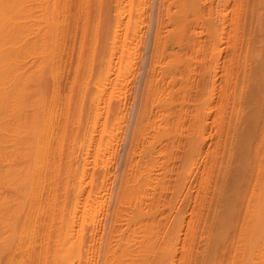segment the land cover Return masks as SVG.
I'll return each mask as SVG.
<instances>
[{"label":"bare ground","instance_id":"bare-ground-1","mask_svg":"<svg viewBox=\"0 0 264 264\" xmlns=\"http://www.w3.org/2000/svg\"><path fill=\"white\" fill-rule=\"evenodd\" d=\"M70 1L71 0H0V261L3 258V256L6 257V255L10 254V252L16 253V250L25 252V253L21 252L23 254V255L21 254V256H22L21 258L24 259V262H25V257L27 255L29 258V259L26 258L27 261L33 262L32 260H35V262H33L31 264H34V263L37 264V260H38L39 264L40 263L41 264H92L94 261V260L92 261V259H91V262L89 261L90 260L89 258L94 256L93 255L94 250H92L93 248H91V247H93L95 245V244L93 245V243H91L90 239L94 235H97V233L94 232L92 234L91 231H93L92 229L94 227L97 229V227L94 225H96V220H99V217L98 216L95 217V215H96L95 212L96 211L98 212V209L101 207L100 203H102V207L104 209V206H103L104 198L102 199L103 200L102 201L101 198L98 197L100 192L97 191V189H96L97 187L95 189H93V186L92 187L90 186V184H91L90 181L91 182L93 181V183L96 182L93 180L94 178L96 179V177H94L93 173L87 174L88 169H86V168H88V166H90L89 162H91L90 157L87 155L89 153L86 152V156H85L86 158H87V156L89 158V159L87 158L88 159L87 163L83 159V158H85V157H83L84 156L83 154H82V156H78V157L76 156V159H78V160H79V157L82 158V159H80V161H77V160L73 159L75 156L72 158L71 155H74V152H72L73 154L71 152H69L70 151L69 149H71V147H68L69 149L67 148L68 149L67 155H68V153L69 154L71 153V155H70L71 158L70 157L65 158V157H67L66 153H64V152H66L65 151L66 147H64L65 148L64 150L62 149L63 146L65 145V143H64L62 146V143L64 140L62 136H65V135L63 133H62L63 135L62 134L60 135L57 132L59 130H61V131H59L60 133L63 132L62 130L65 127V125L68 123L69 120L67 121L66 124H63L64 126L60 127V129L58 126H61V123L58 124L57 127L55 126L56 129L57 128L58 129L55 130V128H53L52 130H55V132L51 130L52 131V133L50 132L51 135H50L49 130H48L47 136L50 135V137H53L51 139H53L54 142L56 143V146L52 147V149L50 148V150H49V151H52L51 154H49L51 156L50 158L46 159V157H45L46 151L43 148H42L43 151H45V153L42 152L45 154V155L43 154V156H41V153H39V152H35V154H33L34 151H31V150H32L34 145L36 146L38 144V140L41 141V139H37V136H38V138H42L40 136L45 135L47 132V130H45L46 132L44 134L43 133H40L42 135L39 134V128L44 127L42 125L45 123L44 121H43L44 122L43 123L40 120L45 119V117H46L45 115H50L46 112H50V109L53 108L52 105H53L55 98L53 99V102H50L48 100L50 98L52 99V97L55 96L52 93L54 92L53 89H55V87L57 88V81H55V80H56V77L58 76L57 75L58 72L56 73V71H59L56 69V68H59V67H57V65H59V63L57 61L59 57L56 58V56L60 55V58H61V53L60 54L58 53V55H56L55 52H58V51H56L57 50L56 48H58V50H60L59 47H57V44L59 43L57 41L58 36L60 35L59 32L63 33V31H64L63 37L61 35H60L61 37L59 36V38H60L59 41L60 40L62 41L64 36H65V38L68 39L69 37H71L70 32H73V31L76 32V30H74L75 28L77 29V31L80 28L83 29V26H85L83 24H85L87 22L86 24L89 25V26L86 25L87 29L89 27H91L89 30H92V31H89V32H92L91 36L88 35L89 37H87L86 34H84V37L85 36L86 37L85 38L83 37V38L88 39L86 41L81 38L82 36L79 37L80 40L81 39L83 40V43L85 41L84 45L81 42L82 40L81 41L79 40L80 42L78 40H76V42L78 41L79 43H76V42L75 43L77 44V47L79 46L80 48L83 45L82 48H85L86 51L87 50L88 51H87L85 57H83L84 55H82V53L84 52L83 50H82L80 55L79 54H74V55H79L82 59L78 58L79 59L78 61L81 60L80 62H83V64L86 65L87 72L85 70V67L82 70L83 65H81L82 66L81 70L84 71V73L86 72V77H87V75H89V74H87L88 73V69H87L88 67L87 66L89 65L90 67H92L97 62V64H96L97 70H96V68H94L95 65L92 67V68H94L93 70L95 72L96 71L97 72L95 73V72H93L92 68L91 69L89 68L91 70L89 72H92L93 77H91L92 76L91 73H90L91 75L88 77L93 79V78H95L94 74H96L95 82L100 86V88H99V86H97V84H96L97 90L102 89L101 91L99 90L100 93L102 94V93H104L105 90H108V89L111 90L112 89V91H111L112 93L109 90L108 91L110 93L108 91L107 92L105 91L106 93H108V95L110 94L109 96H107V94L105 93L106 97H111V95L114 94L113 91H115L113 88L117 85V84L114 85V81H113L116 78L113 79V77H111V74L114 71L113 66L117 64V61H118L117 58L121 57V59L119 58L120 62L118 61V64L119 63L121 64L122 61L124 63V60L126 62V59L128 58V57L126 58V55H128V56L129 55L131 56V54L133 55V53H132L133 48L130 49L132 51L129 52L130 51L129 47L130 46L133 47V45H131L130 42H132V40H134V38L137 36L138 30L136 27L139 24L138 21L140 19V18H138L137 14L139 12V9H142V8H139L140 6L139 7L134 6L133 0H77V2H74V3L72 2L73 5L74 4L76 5V3H78V5H77L78 7L76 6L77 10H75L76 7L74 9H72V7H71L72 4L71 5L69 4ZM111 1H115L113 3H115L116 5L119 4V6H120V4L124 5V3H126L127 6H132V7H130L131 8L130 11L135 10L134 15L131 14V13H133V11L132 12H130V11L128 12L127 10L126 11H127V14L130 13V15H131V18H129V19L133 20L135 18L137 20V21H135V19L133 20L134 25L137 22L136 26H131V25L127 26V24H129V22H131L129 20L128 23L126 22V27H127L128 31L125 28L126 30L124 32H122L123 27L125 26L122 24L125 22V21L122 22V20H123L122 18L124 17V20H125V18H126L125 16L128 17L130 15L129 14L123 15L124 10H120L122 8V6L119 8V6L117 5V7L119 8V11L117 12L116 11L117 9H115V8H114L115 9L114 11H116L118 14H120L119 16H121V17L123 15V17L121 18L122 20H120L122 23L119 22L117 25H115V26L111 25V27H110L109 25L111 24V22H109V20H108V22L110 23L109 24L106 21V19H104L105 17L110 15V14H108L109 10H107V8H106L107 13H105L104 4L106 2L105 5L107 6V3L110 2V5H112L111 10H113V4ZM202 1L203 0H172V2H173L172 4L176 5L175 6L176 9L173 6V8L175 10L171 9L172 5H170V4H168V6L166 4V6H163L161 8L162 15L165 16V22L163 21V19L160 20L161 22L158 24V28L155 32V36H154L155 37L154 38L155 44L153 46L154 47V60L152 57L153 74L150 78L151 85H153V84L155 85V87L152 91L154 94H156V97H157V94H159L158 97L159 96L164 97V95L166 94V95H169L168 97L170 99V94L173 91L172 88H174V81H175L178 74L180 77H181V75L182 76L186 75L185 81H187L188 78H190V73L192 71V69H191L192 65L187 63V62H185L186 64H184V62H183V64H184L183 68H185L186 71H180L181 68L179 66H181L180 64L182 63V61L179 60L180 58L178 59V57H177L178 53L173 52V51H169V48H170L171 44H174V43L177 44V42H178V44H177L178 46H182L183 40H184L183 37H185V35H186L185 30L187 28V25H186V28L184 27L185 29L182 27L181 31L179 30L178 25L183 23L184 19L187 17V16H185V18H183V16L187 15V12L190 11L194 14V16H195L194 19L196 18L195 21L198 20V17H199V19L204 18V16L203 17L201 16L202 18L200 17L201 14H204L202 12V7H201ZM213 1L214 0H211V3ZM220 1L221 0H219L218 2H220ZM225 1L227 2V0H225ZM228 1H231V0H228ZM131 2H132V5H131ZM135 2H136V0L134 1V3ZM241 2L239 1L240 5H241ZM258 2H259V4H258ZM220 3H223V2H220ZM231 3L232 2H230V4ZM251 3H252V1H251ZM256 3L260 6L261 9L258 8V5ZM67 4L70 5V8L72 9V11H71V12H73L72 16H74V14H75V18H77V16L79 15V17L77 18L78 21L80 18L81 19L84 18L87 21L86 22L84 21L80 27V26L76 25L77 19H75V21L73 20L75 22V24H74L75 26L73 25L74 28L70 27L71 23H69L70 26L68 28L70 31L66 32V30H67L66 26L68 25L67 24L69 22L68 20H70V19H67L68 22L65 21V19L67 17L66 15L69 14V16H71L70 12L67 13V9H69L68 8L69 6L67 7ZM213 4L214 3H212L211 5H213ZM235 4H236V0H235ZM255 4L257 5V6H255V8L257 7L258 9L257 10L254 9L255 11H253V10L251 11V12H254V14H253L254 16L251 15L252 19L254 17V20H252L254 23L252 22V26L250 27V30L247 28L248 33L246 34L247 36H246V39L244 41V44H243V46L240 47L239 52L234 54V58H232V62H231L232 68L229 71V75L231 77V80L234 82V85L231 87V92L229 94L230 99H231V111H230L229 117L227 116L228 118L226 119V121H224L225 119H222L223 124H224V122H226L225 123L226 126L224 125L225 127H223V128H225V129H223L224 130L223 132H225V135H224L225 138L222 141L223 143L221 142L223 144V147H224V150H222L223 154H221L219 151H217L220 155H222L221 157H223L222 158L223 160L220 157H219L220 160L216 157L219 160V162H221V161L222 162H221V164H218L220 166L216 167V165H215L216 168H219L218 172H215V170H214L215 173L212 172V173H214L213 174L214 176L217 173V176L214 178L219 179V180H216V184H215L216 188L215 187L214 188L218 189L219 192H220V189L221 188L223 189V187H224L222 182L223 181L226 182V180L228 179L227 174L229 175V170H230L229 166L231 165V163L233 161L232 159H234L235 157L241 158L242 162L240 161V159L238 161H239V163L244 165V167L246 169L244 171H247V176H246L245 180L244 179L239 180V183L241 182L243 184L242 186H241V183H240V185L238 184L239 185L238 187H240V186L242 187V188H240L241 190H239V188L237 187L238 188L237 190H239V192L236 193V195H235L234 191H232V195L234 194L236 196V197H234V199L237 198L236 202H234V200H233L234 203L230 202L227 205V203L223 202L221 196H220V198H219V196L217 197L216 193L218 191H216L214 189V191H216V193H215V197L214 196L213 197L214 198L217 197L216 199L219 198V200L221 199L222 201L220 200V202L221 203L223 202L222 204L224 206H226L227 208L225 209V211L221 208L220 209V210H222L221 211L222 213H221L220 210L218 209V206L221 205V204H219L220 202L219 203L216 202L219 204L218 206L216 205L217 208H214L212 210V208L210 207L211 211H212L211 212L212 214H210V215H212L211 218L214 219L215 225L219 226L218 231H216V234H214V232L212 233L213 234L212 237H214V239H217L219 236H223L222 235L223 233H224V236L226 237V235H225L226 232H223L224 231L223 228H225L227 230L229 227L227 225H230L229 228L233 229L235 231V234H234V236L233 235L231 236L232 237L231 239H229L230 243L228 246L229 247L228 252L226 253L223 250V248L226 247V246H224V244L222 245L223 247L220 245V248L222 247L223 252L221 250L222 255H221V257L218 255V260H219V257L221 260L216 261L215 260V259H217L215 257L216 255L215 256L213 255L215 257V259L213 257V260L211 259L210 264H264V31H263L264 25L262 27V23L264 21L263 20V18H264V0H258L257 2L254 3V5ZM110 5H109L108 9H110ZM140 5H141V3H140ZM237 5H239V4H237ZM242 6H244V5H242ZM242 6H240V7L242 8ZM125 7L122 9L127 8V7L126 8ZM226 7H228L227 4H226V6H224V8H226ZM233 7L235 8V6H233ZM236 7L238 8V10L240 9L239 6H236ZM136 8H138V10H136ZM213 8H215V7L213 6ZM213 8L211 9V6H210V8H209L210 15L209 16L212 15V11H210V10H213ZM222 8H221V10H222L221 15L223 14L224 18H219L220 14H218V11L217 12L215 11L216 14L213 11L214 12L213 14L215 17L217 14L219 15V17L217 16L219 19L217 17L215 19H212L214 17H212V18L208 17L209 19H211L213 21L206 19L208 22V27L209 28L211 27L209 38L215 42V44L212 45V47L210 49L211 55H212L211 59H213V58L216 59V56L218 55L216 53V51H217L216 45L220 41H223L221 39H223L225 37L224 27L227 23L226 20L228 18L225 17V15H227L226 14L227 11H224ZM227 9L228 8H226V10ZM143 10H145V9H143ZM143 10H140V11H143ZM221 10H219V13L221 12ZM74 11H76V13ZM235 11H237V10H235ZM135 12H137V13L135 14ZM142 13H144V11ZM224 13H225V15H224ZM105 14L107 16L104 17ZM136 15H137V17H136ZM141 15H139V16H141ZM72 16H71V18H73ZM133 16H134V18H133ZM102 17H104L103 18V20H105L104 23L101 21ZM179 17L181 18V20L179 19ZM99 18H101V19H99ZM216 19H217L216 24L218 21H221L220 19H222V22L225 19L224 22H226V23L223 22L220 25L219 24L220 22H219L217 24L219 26V28H218V26L215 25V21H214ZM88 20H89V22H88ZM98 20L101 21V22L99 21L100 24L101 23L103 24L104 27L102 26V28L104 30L99 27L102 24L100 25L98 23ZM238 20H239V18H238ZM70 21L72 22V19ZM185 21H186V19H185ZM239 21H238V24H239ZM197 22H199V20ZM81 23L82 22H80V24ZM186 23H187V21H186ZM65 24H67V25L65 26ZM98 24H99V26H98ZM140 24H139V26H140ZM169 24H170V27L172 26L173 28H172V30L168 29L167 33H165L164 31H165L166 25H169ZM223 24H225V25H223ZM122 25H123V27H122ZM184 25H182V26H184ZM61 26H62V28L64 27L63 31H62V29L60 30ZM97 26H98V28H97ZM71 28L73 30H71ZM99 28L103 31V33L105 32L104 34L106 36L105 37L103 36V37L105 39L107 37V39H109L107 41H109V42L111 41L110 43L112 44V46H111V51H110L109 55L107 54L109 52H106L107 47L105 44H103V41L101 40V38L99 37L98 38L99 40L96 38L98 36V35L96 36L97 33L100 35L99 32L101 30ZM85 29H86V27H85ZM87 29L84 30L85 33H86ZM180 29H181V27H180ZM218 29L221 30L222 32H218ZM80 30H79V33H80ZM139 31H140V29H139ZM65 32L67 33V35H69L68 37H66L67 35H65L66 34ZM68 32L70 34H68ZM89 32L87 31L88 34H89ZM126 32L129 33V36L126 34ZM139 33H138V35H139ZM193 33L195 34V32H193ZM80 34L82 35V33H80ZM101 34H102V32H101ZM235 34L236 33H234V36H235ZM236 35H238V34H236ZM127 37H128L127 43L130 46L125 44ZM129 37H131V38L129 39ZM238 37H239V35H238ZM238 37L237 36L234 37L235 38L234 40L236 42H238L237 41ZM96 40H98L97 46L101 45L100 42H102L103 46H101L100 48L99 47L97 48ZM192 40L193 41L191 42V45H192V47H194V50H195V49H197L198 46L196 47V45H198V44H197V42H195L194 39H192ZM70 42H72V41H70ZM121 42H123L122 45L120 44L122 47H120V46L116 47ZM135 42H136V40H135ZM236 42L233 43L234 47L236 46L235 45ZM78 44H80L81 46ZM63 46H65V45L63 44ZM95 46H96V48H95ZM119 47L121 48V51L119 49H117ZM96 49H98V52L94 53V52H96L95 51ZM124 50H126V51H124ZM65 51L68 52L69 49L68 48L66 49V47H65ZM80 51L78 53H80ZM115 51L116 52L120 51L119 52L120 54H118V55L116 54L117 56L121 55V53H123V51H124V53H123L124 56L121 55V56L117 57L116 62L114 64L113 60H114ZM136 51H137V49H136ZM136 51L134 52V54L137 53ZM64 52H62L64 57H62L63 59H61V61L67 59L65 61L68 62L69 59L72 58V57H70L72 54H71V52L70 53L68 52L69 54L67 56H69V55L70 56H69V58L68 57L65 58L66 52L65 53ZM85 52L83 54H85ZM125 53H126V55H125ZM75 57H77V56H74V58ZM112 57H113V60H112ZM179 57H180V55H179ZM130 59L131 58H128V60H130ZM208 61H209V63H204V66H203L204 67L203 70H206V72H207V70H209V71L212 70V68L209 69L210 65H211L210 64L211 61L209 59H208ZM93 62H94V64H93ZM217 62H218V60L215 61V64H214V67L212 70L215 75L218 72L217 70L219 68V63H217ZM70 63H72V62H70ZM78 65L80 68L79 62H78ZM132 65L133 64H131V66ZM117 67H116V69H117ZM79 68H77V70H79V72L81 74H83L82 76L85 77L84 73L81 72ZM70 74H71V72H70ZM47 75L48 76L50 75L51 78H49ZM72 76L75 77V74ZM86 77L84 78L85 81L88 79V77H87V79H86ZM47 78L51 79L54 82L52 84H50L51 81L49 83H47L49 81V80H47ZM214 78H216V77H214ZM214 78H213L214 81L212 82L213 83L212 84L213 89L211 91V98H213L214 92L216 91V88H215L216 84L215 83L217 80ZM79 79L77 80V83H76L79 87L74 86L75 90H76V88L81 89L80 86H82V88H83V84L85 83V82L84 83L81 82V80L79 81ZM81 79H82V77H81ZM46 80H47V82H46ZM116 80H118V79H116ZM82 81H83V79H82ZM45 83L50 84V86L49 85H47V86H49L50 89L52 88L51 94L53 96L51 94H49V95L46 94L47 93L46 88H48V87L46 86V88H44V86L46 85ZM81 83H83V84L81 85ZM85 84L86 85L84 87L87 86V83H85ZM184 84L186 87L187 84L185 82H184ZM203 84L205 85V82ZM53 85H54V87H53ZM80 89H79V91H80ZM83 90L84 89H81V92L77 91L79 93H76V94H78V95L81 94L83 96L82 93H85L87 91V89H85V92H82ZM97 90H96V92L99 93V91H97ZM74 91H72L70 93H73ZM185 92H186V90H185ZM185 92H184V94H185ZM56 93L57 92H55V94ZM44 94L46 96L48 95L49 97L48 96L46 97ZM85 95L87 96L88 94L86 93ZM172 95H173V93H172ZM43 96H45L47 104H46V101L44 100L45 98L43 99ZM82 96H81L80 100L83 99L82 101H84L86 96H83L84 98H82ZM91 96L92 97H90V98H92V100H93V101L91 100V102H93L94 105L91 104L92 106H89L90 104H88V105L86 104V106H89L88 108L91 107L90 108L91 111H89L90 109L88 111H86L87 109L85 110V108H84L85 105L79 106L80 109H81V107H83L81 109L83 112L84 111L87 113L90 112V114L88 113L89 117L90 116L93 117V115H91L93 113V111H92L93 107L94 106L96 107L102 101V100L101 101L98 100L99 98L95 99L96 97L94 96V94ZM72 97H70V98H72ZM103 97L104 96H102L101 98L104 100L105 98H103ZM47 98H48V100H47ZM56 98H57V95H56ZM66 98H68V97H66ZM162 98L160 100H162ZM86 99H87V97H86ZM72 100L74 101V99H71V101L70 100L69 101L71 102L73 107L75 105H77V106H75L77 109L75 107H74L75 110L73 109L74 110V112H73L74 118H76V116L83 115V114H81V113H83L81 110H79L80 113H78V114H77L78 111H76V110H78V105L81 104V103L77 104L78 103L77 101H79V100L74 101V102ZM96 100H98L97 103H96ZM108 100H109V98H108ZM165 100H168V99H165ZM66 101H67V99H66ZM94 101L96 104L94 103ZM48 102H50L52 107H50ZM108 102L109 101H107V104H108ZM169 102H170L169 100L165 101L164 104L159 102L160 109H161V106L164 107L163 105H167V104L169 105L170 104ZM74 103H75V105H74ZM102 103H104V107L107 106V105L105 106V102H102ZM43 104L45 106L49 105L48 106L49 108L46 106V111L43 107ZM68 104H69V102H68ZM82 104H84V103L82 102ZM101 105L97 106V107H100L99 109H103L104 107H102ZM200 105H198V106H200ZM60 106L62 107V105H60ZM148 106H150V105L148 104ZM41 107H43V111L45 113L43 111L41 112V110H40V109H42ZM54 107H55V104H54ZM69 107H71V106H69ZM182 107H184V106H182ZM99 109L96 108V111L94 110L96 114L95 113H93V114L98 116V118L100 119V117H102V116H99V115H101L103 113V111H101L102 113H100L97 111ZM163 109H167V108H163ZM39 110H40V112H39ZM62 110H63V107L59 111L60 115H61ZM51 111H52V109H51ZM56 111H57V109H56ZM75 111H76V113H75ZM53 112H54V109H53ZM53 112L51 113L52 115L54 114ZM40 113H41V117H42V114L44 113V117L41 119L39 116ZM62 113H63V111H62ZM75 114H77V115H75ZM52 115H50V119L52 118L51 117ZM68 115H69V113H68ZM68 115H67V119H71V118H68ZM165 115H166V113H165ZM202 115H203V113H201V112L197 114V120L198 121H195V125H194L195 130H197L198 132H199V130L203 131L202 126H201V122L203 119ZM79 118H81V116ZM90 118H89V120H90ZM47 119H49V118H47ZM50 119L47 120L46 124L48 123V121L50 122ZM151 119H153V118H151ZM37 120L40 121L39 122L40 124L38 123ZM165 120H166V118H165ZM177 120H180V119H177ZM100 122H102V125H101L102 131L100 130V135H101V134H103V132L106 130L107 127L105 128L106 122H104V121H100ZM103 122L105 125L103 124ZM142 122H141L142 129H140L141 131L143 130V128L145 126H146L145 128H147L148 127L147 125L150 124V121L147 122L148 124L146 123V125H144L145 123H143V125H144V127H143ZM41 123H43V124L41 125ZM38 124L41 125V127H39ZM163 124H165V123L163 122ZM223 124H222V126H223ZM161 125H162V122L158 126H161ZM179 125L180 124H178V127H179ZM48 126L49 125H47V127H46L47 129H48ZM149 126L154 128V126H152V125H149ZM87 127L83 128L84 132L89 129V125ZM176 127H177V125H176ZM96 128H98V127H96ZM103 128H105V130H103ZM161 128H163V127H160V130H161V131L159 130L160 133L157 132V130H155L156 131L155 134L158 136L160 135V137H162V135L164 134V132L162 131ZM92 130H93V132H96L95 130H97L99 132V129H92L91 128V131ZM113 130L114 129L112 128V131ZM195 130H193L194 132L193 131L192 132L193 133L196 132L195 134L197 136H195V138L190 137L191 138L190 139L191 144L189 143L190 144L189 145L190 146V152H189V156L186 158L187 164L185 165L186 166V168H185L186 172L184 170L185 176L183 175L184 177L182 178V181L179 182V187L177 186L179 189H176V191L179 190L180 193L187 186L186 185V182H188L187 179L192 176V173L194 172V170L197 166V160H198L197 156L200 157V155H201V153H200L201 148L200 149L197 148V144H198L197 140L199 139L198 141L201 142V140H203V139L200 140V138H204V137L201 136V135H203L202 132H200L198 135V132ZM91 131L88 130V132H91ZM107 131H106V133H109V134H106L105 132H104V134L109 135V137L112 138L114 134L112 136H110L111 133L107 132ZM109 131H111V130L109 129ZM161 132H162V135H161ZM78 133H79V130H78ZM145 133H147V132H145ZM145 133H143V134H145ZM193 133H192V135H193ZM82 134L84 135L87 133L82 132ZM90 134H92V133H90ZM87 135L88 136H85V140H86V142L89 141L88 143H85V142L82 143L81 139L78 140L79 142L82 143V146H81V143L79 144L80 147H82V150L84 149L83 147L85 144H89L91 142L93 143V141H95L94 137L96 135H99V134H96V135L94 134V137H92L93 135L89 136V133ZM156 135H154L155 139L153 137H151L154 139V142H151L149 140L151 142L150 148H152V147L153 148L150 150V148L147 146V148L145 150H143V152H145V154L149 153L148 154L149 159L148 160L143 159L144 160L143 163L142 162L139 163L140 161H138V160L137 161H135V160L131 161V164L135 165L136 170H134L135 168H133V169L131 168V170H133V171H131L129 173L128 177H126V179H125L126 182H124L125 184L123 185V190H122L123 194H121L122 197H119L120 203L116 204L117 206L119 205L118 206V215H117V210H115L116 212H114V214L115 213L116 214L114 216H118L117 218H119V220L116 219V217L113 218V222L115 221L114 222L115 224L112 222L113 226L110 225V227L111 226L112 227H111V229L109 228V232H108L109 235L107 234L110 239L107 238L108 236H106V239L107 240L109 239V242L106 241L104 243L108 247L107 246H106V248L102 247L103 250L100 249L101 251H104V249H105V251L102 253L104 255H106V257L105 256H104L105 258L104 257L102 258V256L100 257L104 261L103 262L104 264H174L176 261V258H175L176 246H174L175 244H173V235L174 234L177 235L174 237L175 238L174 241L177 243V246H178L179 242H177V241H180L179 239L182 237V236L181 237L179 236V235H181V234H179L180 233L178 231L179 229L177 230L179 232L178 233V232L174 231L176 229L175 228L173 230V232L170 233V235H171L170 238L166 242H163L164 244L161 243V244H163V245H160L161 249L158 246V250H157V248L153 245V241L156 239L154 238V240H153V238L151 237L152 236L151 234L153 232H151V234H149V231L152 230L153 226H151V225L149 226V223L147 220L144 221L146 214H143V207H144V205L145 206L147 205L146 200L148 201V199L150 198L148 201L150 204L149 203L148 204H149V206L150 205L151 206L149 208L153 207L152 205L154 204L153 200L150 202V200L152 198L149 197L148 195H146L149 193L148 188L149 189L152 187L154 188V186H152V183L153 182L156 183V180H158L155 177L158 175H155V176L153 175L152 170H154V169H152V170L150 169L151 166H153V164L155 162L153 158H156V157H153V155L156 154V152L160 151L159 145L157 146L158 149H155L156 148L155 146L158 144L157 142H159V141H157V139L158 140L160 139V137L156 139V137H158ZM189 135H191V134H189ZM61 137H62V141H61ZM73 137L74 136H72V138ZM88 137H89V139H90V137H92L91 139L93 140V138H94V140L93 141L87 140ZM102 137H103V135H102ZM102 137L100 136V138H98V139H102ZM49 138L47 139V137H46V139H45V137H44L43 142L46 141L45 142L46 145H47V141L49 140ZM74 138H73V140H74ZM96 138H97V136H96ZM144 138H146V137H144ZM153 139H152V141H153ZM165 139H166V137H165ZM82 140L85 141L83 136H82ZM155 140H156V142H155ZM60 141L62 142L61 143L62 148L60 147V149H62V152L65 154V156H63L64 154L61 152V155L62 154L63 155H62V157L60 156V158H59L58 155H60V151H61L59 149ZM78 141H77V143H78ZM108 141H109V139H108ZM95 143H96V141H95ZM152 143H153V145L155 143V145L152 146ZM219 143H218V145H220L219 147L221 148L222 145H221V143L220 144ZM241 143H243L242 151L240 149L241 147L240 148L238 147V144L240 145ZM79 145H77V146L79 147ZM92 145L94 146L95 144H92ZM104 145H106V144H104ZM104 145H102V147H104ZM199 145H200V143L198 144V146ZM88 146H90V149H91V145L89 144ZM97 146H98V144H97ZM99 146H101V145L99 144ZM201 146L203 147L202 142H201L200 147ZM236 146L238 147V149H240L241 152H243V151L244 152L243 153L240 152L241 154L240 153L237 154L236 153V151H237ZM94 147H96V146H94ZM223 147L221 149H223ZM44 148L46 149V146H44ZM86 148L87 147L85 146V149ZM99 148H101V147H99ZM99 148L98 149L95 148V149L100 150ZM40 149H41V147H40ZM87 149L90 150L89 147ZM103 149H102V152L107 151V150L105 151V149H107L106 146ZM198 149H199L198 152L200 155L196 151ZM221 149H220V151H221ZM96 150H94V151H96ZM97 153H99V152L97 151ZM143 154L144 153L141 154L142 158H143ZM238 155H240V156H238ZM93 156H94V158L96 156L98 157V154L96 156L93 154ZM99 158L103 159L102 157H99ZM144 158H145V156H144ZM97 159L98 158L92 160V158H91L92 162L97 160ZM100 159H98V160L100 161ZM217 159L214 158L212 160L214 162V160H217ZM74 160H75V162H74ZM81 160H83V161L81 162ZM139 160H142V159L140 158ZM106 161H105V163L102 162V163H104V165L100 164V166L101 165L108 166L107 163H109V162L107 161V163H106ZM158 161H159V158H158ZM199 161L201 162V159ZM213 162H212V165L211 164L210 165L212 166V168L216 169L213 165ZM219 162L215 161L214 164L215 163L217 164ZM95 163H98V162H94L93 164H95ZM100 163H101V161H100ZM86 164H89V165L86 166ZM91 166H92V164H91ZM95 166H96V164H95ZM92 167H94V166H92ZM153 167H155V166H153ZM156 167H158V166H156ZM232 167H234V166H232ZM104 168H105L104 170L107 173L104 171L103 175L100 177L101 178V181L99 180L100 182H103V180L106 179V174H109L108 173L109 169H107L106 167H104ZM93 169H91V171H93ZM50 170L52 171V174L54 175L55 179L60 177L61 180L65 179L64 180L65 182L63 180H62L63 181L62 182L59 179H58V181L60 183H62L61 185H59L60 183L56 182V181L50 182V179H51L50 176L51 175L48 174V171H50ZM216 171H217V169H216ZM90 174L94 178H92L91 176L90 177L92 179L88 178L89 179L88 182L90 183V184L88 183V187H91V188L87 189V187H86L87 191H85L82 187L85 186L87 184V182H85L86 184L83 183L84 185L82 184V186H81V183H82L81 181H83L84 179L87 180L85 178V176L87 177ZM239 174H238V176H239ZM71 176H72V178L74 177V179H75L72 185H71L72 182L71 183L68 182V181H70V179L73 180L72 178H70L66 183V178L71 177ZM61 177H64V178H61ZM108 177H109V175L107 176V179L105 181L109 180ZM223 179H225V180H223ZM159 180H160V178H159ZM99 181H97V182H99ZM217 181H219V182H217ZM97 182H96L95 186H98L99 184L104 183L103 182V183L97 184ZM68 183H70V186H72V188H71L72 190L70 189V192L72 191L71 192L72 195L70 192L67 193L69 190L66 191L67 189H69V188H67L68 185H66ZM157 185H156V187H157ZM222 185H223V187H222ZM59 186H60V188H59ZM59 189L64 190L65 197L63 196V192H62V196L64 197L62 199H58L61 195V191ZM158 189H159V187H158ZM224 189H226V187H224ZM58 190L60 191L59 196L57 194ZM151 190H153L151 192L154 194V189H151ZM222 191L225 192V190H222ZM229 191L230 190H228L227 192H229ZM43 192H44V194L46 193V195H45V198H43L44 196L42 197L44 199L42 201L41 196L44 195ZM97 192H98V194H97ZM219 192H218V194H219ZM35 193H36L37 199L31 198V195L33 196ZM152 193L149 195L153 196ZM188 193H189V191H188ZM212 194H213V192H212ZM156 195H157V193H156ZM230 196H231V194H230ZM39 197H40V200H39ZM146 197H148V199ZM207 197H209V196H207ZM145 198H146V200H145ZM158 199H159V197H158ZM219 200H217V201H219ZM204 201H206V200H204ZM237 202L238 203L240 202V204H238ZM230 204H231V206H230ZM40 205H41V208H43L42 210L40 208ZM154 205H155L154 207L159 206L156 204H154ZM223 205L221 207H223ZM235 205H239V206L235 207ZM34 207H36V208L38 207L39 210H41L40 214H42V215L45 212L46 216H44V218L45 217L48 218L47 217V215H48L49 221L46 218L44 219L43 216H40V214L37 215L40 211L38 209L36 210ZM213 207H214V205H213ZM32 208L35 209V212L37 213L34 215H37V219L39 221V223L37 221L38 227H37V224H35L36 223V217L32 218V215H33L32 211H31V210H33ZM149 208L147 209V206H146V209H145V207H144V211L150 210L149 212H151V209H149ZM95 209H96V211H94ZM103 209L99 210V211H103ZM115 209H116V207H115ZM154 209L157 210L159 208H154ZM154 209L152 208V212ZM156 210H154V211L157 212ZM35 212L33 211V213H35ZM79 212H82V213L80 214ZM86 212H88V213H86ZM45 213H44V215H45ZM120 213H122L123 215L121 214L122 216H119ZM151 213H150V215H152V216L154 215V219H155L156 213H152V214ZM29 214H30V216H28ZM34 215H33V217H34ZM98 215L100 216V220H101L102 215H100V213ZM143 215H144V218H143ZM23 216H24L23 219H26V218L30 219V217L32 219L30 220V222L29 221L27 222V220H29V219H26V222H24V220L22 221V219H21V217H23ZM38 216H40V217L38 218ZM84 216H86V217H84ZM97 217H98V219L95 220V218H97ZM182 218H183V216H182ZM211 218L206 219V220L210 221ZM34 219H35L34 224L36 225L35 227H37L39 229H36L34 227V231H35V229L37 231L32 232V230H31V229H33V228H31L32 223H33L32 220H34ZM141 219L145 223L147 222L146 224H148V226H149V227H147L148 233L145 232V230L147 231V229L145 227L147 225L143 224V221ZM52 220H53V222H52V224H50ZM116 220H118V221H116ZM94 221H95V224H94ZM170 221H171V219H170ZM207 221H206V225L208 223ZM141 222L143 224L141 226V228L145 227L144 229H141L144 232L139 230V228H140L139 224ZM28 223H31V224H28ZM88 224H91V225L94 224L92 226L93 228H90L88 226ZM99 224H101V223H99ZM122 224H124L125 226L122 227ZM25 225L26 226L30 225V227L29 226L28 227L30 228L31 231H29L28 227H26V229H25ZM132 225H135V226L137 225L139 228L138 227L135 228V226H132ZM173 225H175V224H173ZM86 226L89 228V230L91 229L88 232L93 235L92 237H90L89 236L90 234L86 231V230H88V229H86L87 228ZM98 226L100 227V225H98ZM182 226H181V231H182ZM208 226H210L212 228L211 223ZM130 227H134L135 231L133 228H132V230L134 232L137 231L136 233L138 235H139L138 232H141V233L143 232V234H140L139 237H137V236L135 237V235L131 234L133 231L130 229L131 232L129 234L127 233L128 236H126V237H129V235H130L131 239H133L132 236H134L135 239L131 240V239H129L130 237L124 238V236H123L124 233H126V230ZM178 227H179V225H178ZM196 228H198V227H196ZM96 229H94V230L100 232L98 229L97 230ZM211 231H214V230L211 229ZM30 232H32V234L36 238V239L35 238L32 239L33 242H34V240L39 239L40 236L46 238L44 241L42 240L43 238H40L41 240H37V241H39V242H37V244L40 243V241H41V244H39L40 248L38 250H36V252L34 250L35 253L32 252L33 255H31L29 253L26 254L27 252H30L29 250H31V249L33 250V246L37 247V245L34 244L36 242H34V243L32 242L31 247H29L30 243H28V241L34 237V236H32V234ZM84 232L88 233L89 235L86 236V233H84ZM127 232H129V231H127ZM174 232H176V233H174ZM209 232H210V230H209ZM110 233H111V236H110ZM30 235L32 237H30ZM210 235H211V233L208 234V237ZM202 236H203V234H202ZM87 237H89L90 239L87 240V242H86V239H88ZM94 237L92 239H94ZM98 237H95V239H97ZM210 237H209V239H210ZM225 237H223V238H225ZM138 238L141 240H139ZM209 239H207V240L209 241ZM94 240H93V242H94ZM207 240L205 241L206 245L204 246V248H205L204 253L200 252V254H199L200 255L199 258L201 257L202 260H205L206 255L208 254V253L205 254L206 250L208 252V249H206V248L207 247L209 248V244L206 243ZM224 241H225V239H223V242L222 241L221 242L224 243ZM25 242L28 243L29 245L26 244ZM96 242L97 241H95L94 243H96ZM221 242H220V244H221ZM213 243H214V241L211 242L210 245H213L215 248V245ZM32 244H34V245H32ZM25 245H28V247L26 248ZM131 245H134V247H136L134 253L130 252V246ZM155 245H156V243H155ZM153 247L156 249L154 250ZM24 248L27 249V252ZM28 248H29V250H28ZM90 249H91V253L89 252L90 255L89 256L85 255V254H87L88 251H90ZM151 249H153L155 252L156 251H158V252L157 253H154V251L151 252ZM159 249H160V251H159ZM177 250H178V247H177ZM96 251L97 250H95V253H96ZM97 252H99V251H97ZM105 252H106V254H105ZM13 253H11V256ZM15 253H14V256H15V258H17L16 257L17 254H15ZM201 253H203V255L205 256L204 259L202 257L203 255ZM91 254H92V256H91ZM99 254H101V252ZM103 254H101V255H103ZM214 254H216V252ZM14 256H13V258H14ZM86 256H88V257L85 258ZM15 258H14V260H15ZM39 259L42 262H40ZM93 259H95V258H93ZM191 259H193V258H191ZM198 259H197V261H198ZM6 260H7V257L2 259V261H6ZM8 260H10V259H8ZM199 261H198V263H199ZM11 262H12V259H11ZM30 262H29V264H30ZM215 262H217V263H215ZM12 264H14V263L12 262ZM202 264H203V261H202Z\"/></svg>","mask_w":264,"mask_h":264},{"label":"rangeland","instance_id":"rangeland-1","mask_svg":"<svg viewBox=\"0 0 264 264\" xmlns=\"http://www.w3.org/2000/svg\"><path fill=\"white\" fill-rule=\"evenodd\" d=\"M134 1L135 0H133V5L134 6H137V7H139V8H142V9H139V12L142 14H140L138 11V18H140L139 19V24H140V26H139V24L137 25V36L134 38V40H132V42H130L131 43V45H133V47L132 46H130V45H128V41H127V39H128V37L126 38V41H125V44H127L128 46H130L129 47V50L130 49H132L133 50V55L131 54V56L129 57L128 55H126V53H125V55H126V58L128 57V58H131L130 60H128V58L126 59V62H125V60H124V63H123V61H122V63L120 64H118V61L120 62V60H119V58L121 59V57H119V56H121V55H123V53H124V51H126V50H124L123 51V53H121V55H119V56H117L118 54H120L119 52L121 51V48L120 47H122L121 45H122V43L123 42H121V43H117L118 45L116 46V47H118V46H120L119 48H117V49H119L120 51L118 52H116L115 51V55H114V60H113V57H112V60H113V62H114V64H115V62H116V58L117 57H119V58H117V64L116 65H114L113 67V72H112V74H111V77H113V79L114 78H116V79H118V80H113L114 81V85H116L113 89L116 91H113L114 92V94L113 95H111V97H106V94H107V96H109L108 95V93H106L108 90L111 92L112 91V89L110 90V89H108V90H105L104 91V93H100V91L102 90V89H99V90H97V86H99L96 82H95V80H96V74H94V77L95 78H89L88 76H90L91 74H92V72H89V71H91L90 69L94 66V68H96V70H97V62L94 64V62H93V66L92 67H90L89 65L87 66L88 68V73L87 74H89V75H87V77H88V79H87V77H86V72H87V70H86V65L85 64H83V62H80V61H78L79 59L78 58H80V59H82L79 55L81 54V52H82V50L85 52L86 51V49L85 48H82V46L84 45V43H85V41L86 40H88L87 38L86 39H84L86 36L87 37H89V36H91V33L92 32H89V31H92V30H89L91 27H89L88 29H87V26H89L88 24H86L87 22V20H85L84 18H80L79 19V21L80 22H82L81 24H80V22L78 21V17H79V15L77 16V18H75V14H74V16H72L73 15V12H71L72 11V9H74L77 5H78V3H76V5L74 6L73 5V3L74 2H77V0H71L70 2H69V4L71 5V7H72V9L70 8V5H68L67 4V7L69 8V9H67V13L68 12H70V15L74 18H71V16H69V14H67L66 16V19H65V21L66 22H68L67 24H65V26L67 27V30H66V32L67 31H70L69 30V26H70V24L69 23H71V26L70 27H73V25L75 24V19H77L76 21H77V23H76V25L77 26H80L81 27V25L83 24V22L85 21L86 23L85 24H83V25H85V26H83V29L82 28H78L79 30H80V33H82V35L79 33V30L77 31V29L75 28L74 30H76V32H70L71 33V37H69L68 39L67 38H65V36H64V38L62 39V41L60 42L59 41V36L61 35L62 37H63V33H64V27L62 28V26H61V28H60V30L62 29V31H63V33H61V32H59V36H58V44L60 45L61 43V45L59 46L58 44H57V47H59V49L60 50H58V48H56L57 50L56 51H58V52H55L56 53V55H58V53L60 54L61 53V58H60V55H58V56H56V58H58V63H59V65H57V67H59V68H56L57 70H59V71H56V73H57V77H56V80L55 81H57V88L55 87V89H53L54 90V92L52 93L53 95H55V96H53L52 94H51V90H52V88L50 89V84H52L54 81H52L51 79H49V78H51L50 77V75L48 76L49 78H47V80H49L48 82H47V80H46V82L47 83H49L50 81H51V83L50 84H47V83H45L44 85V88H46V86L47 85H49V86H47L48 88H46V91H47V93L46 94H51L53 97H52V99L50 100H48V98H47V100L48 101H50V102H53V99H54V102H53V108H51L52 109V111H51V109H50V112H46V113H48V114H50V115H52L51 113L53 112V109H54V114L51 116L52 118L50 119V115H45L46 117H45V119H42V120H40V121H44L43 123H41V125L42 126H44V127H41V125H39L40 123V121H38V126L39 127H41V128H39V134L40 133H45L46 131L45 130H47V132H46V134L45 135H43V136H40V135H42V134H40L39 136L40 137H42V138H38V136H37V139H41V141L40 140H38V144L35 146H33V148H32V150L31 151H34V153L33 154H35V152H39V153H41V156H43V154L45 153V151H46V155H45V157H46V159H48V158H50L51 156L49 155V154H51V152L52 151H49L50 150V148L52 149V147H55L56 146V143L54 142V140L53 139H51V138H53V137H50V135H51V133H52V131H54L55 132V130H57L56 129V127L58 126V124H60L61 123V126H58L59 127V129H60V127H63L64 125L63 124H66L67 123V121H68V123L65 125V127L63 128V132H59V131H61V130H59L57 133H59L60 135L63 133L65 136H62L63 137V143L61 142L62 141V137H61V141H60V146H59V149H60V147L62 148V146H63V144L65 143V145L63 146V150L65 149L64 147H66V149L68 148V147H71V149H69L70 151L69 152H74V155H71V153L69 154L68 153V155H67V152H68V149L66 150L65 149V151L66 152H64V153H66V155H67V157H65V158H68V157H70L71 158V156H72V158L73 159H75V160H77V161H80V159H82L81 157H79V160L78 159H76V156L78 157V156H82V154L84 155L83 157H85L86 156V152H88L89 154H87L89 157H90V161L92 162V160H94V159H96V158H98V159H100L99 157H102L103 159H100V161H101V163H100V161L98 160H95V161H93L92 163L91 162H89V164H90V166H88L89 164H86V166H88V168H86V169H90L89 171L87 170V174H89V173H93L94 174V177H96V179L94 178V177H92V175L90 174V175H88L87 177L85 176V178L87 179V180H83V181H81L82 183H81V186H82V184L83 183H85V182H87V184L85 185V186H83L82 188L85 190V191H87V189H89V188H91L92 186H93V189H95L96 187V189H97V191L98 192H100L99 193V195H98V197L99 198H101V200L104 198V204H103V206H104V209H103V207H102V203H100L101 204V207L98 209V212L96 211V209L94 210V211H96L95 212V217L96 216H98L99 217V220H100V216L98 215L99 213H100V215H102L101 216V220L99 221V220H96V219H98V217L97 218H95V220H96V225H94L95 224V221H94V226H96L97 227V229L100 231V232H98V231H95L94 229H96L95 227L93 228L92 226L93 225H91V224H88V226L90 227V228H93L92 230L93 231H91V233L93 234L94 232H96L97 233V235H94L95 237H98L97 239H95V237L91 234V233H89L88 231H90L89 230V228L87 227L86 229H88V230H86L88 233H86V232H84V233H86V236H90V237H94V239H90L89 237H87L88 239H86V242H87V240H89L90 239V241H91V243H93V247H91V248H93L92 250H94L92 253H93V255L94 256H92V254H91V258H89L90 260V262H91V259H92V261H93V263L94 264H104L103 262V260H102V258L105 256L106 257V255H104L102 252H104L105 251V249H104V251H101V250H103V248L102 247H105L106 248V246L107 245H105L104 243L106 242V241H108L109 242V228L111 229V227L113 226V224H112V222H113V218L114 217H116V219H118L119 220V218H117L118 216H114L115 214H114V212H116L115 210H117V215H118V206L116 205L117 203L119 204L120 203V201H119V197H122V195L121 194H123V192H122V190H123V185L125 184L124 182H126L125 181V179H126V177H128V175H129V173L131 172V171H133V170H131V168L133 169V168H135V165H132L131 164V161L133 160H135V161H140L139 163H143L144 162V160L145 159H149V157H148V154L149 153H146L145 154V152H143V150H145L146 148H147V146L150 148V146H151V142H154V139H155V137H154V135H156L155 133H156V131L155 130H157V132H159V130H160V127H163V128H161L162 129V131L164 132V134L162 135V132H161V135H162V137H160V135L158 136V135H156V136H158V137H156V139L157 138H159L160 137V139L158 140L157 139V141H159V142H157L158 144L154 147L155 149H158L157 148V146L159 145V149H160V151H158V152H156V154H154L153 155V157H156V158H153L154 159V164H153V166H155V167H153V166H151V170L152 169H154V170H152V172H153V175L155 176V175H158V176H155L158 180H159V178H160V180L158 181V180H156V183H152V186H154V188L152 187V188H148V194H146V195H148L149 197H151L152 199L150 200V202L153 200V202H154V204H156V205H159L158 207H154L155 205L153 204L152 206L153 207H151V208H149L150 206H149V199H148V197H146L147 199H148V201L146 200V198H145V200H146V202H147V209L149 208V209H151V212H152V208L154 209V208H159V209H154V210H156L157 212H155L154 210H153V212L152 213H156V215H155V219H154V215L152 216V215H150V213L151 212H149V211H144V207H145V209H146V206L144 205V207H143V214H146L145 215V218H144V215H143V218H144V221L145 220H147L148 221V223H149V226L151 225V226H153L152 227V230L151 231H149V234H151V232H153L151 235V237L153 238V240H154V238L156 239V240H154L153 241V245L157 248V250H158V246H159V248L161 249V246L160 245H163L164 243L163 242H166L169 238H170V233L171 232H173V230L174 231H176V232H178L179 234H181V235H179L180 237V241H177V242H179L178 244V246H177V243L174 241L175 240V236H177L176 234H172L173 235V244H175L174 246H176V249H175V254H176V256H175V258H176V261H175V263L174 264H202V261H203V264H210V262H211V259L213 260V257L215 256L217 259H215V257H214V259L216 260V261H220L221 259H220V257H221V255H222V252H223V250L227 253L228 252V250H229V243H230V240L229 239H231L232 237V235L234 236V234H235V231L233 230V229H230L229 227H230V225H227V226H229L228 227V229L226 230L225 228H223L224 229V231L223 232H226L225 233V235H226V237L224 236V233L222 234L223 236H219L217 239H214V237H212V233L214 232V234H216V231H218V228H219V226L218 225H215V223H214V219H212L211 218V216L212 215H210V214H212L211 212V208H212V210L214 209V208H217V206L219 205V204H221V205H219L218 206V209L220 210L221 208L225 211V209L227 208L226 206H224L222 203L223 202H225V203H227V205L230 203V202H233V200H234V202H236L237 201V198L236 199H234V197H236L235 195H236V193H238L239 192V190H241L240 188H242L241 186L243 185L241 182V186L240 187H238L239 185H240V183H239V180L241 179V180H245V178H246V176H247V171H244V170H246L245 169V167H244V165H242L241 163H239V159H240V161L242 162V160H241V158H238V157H235L234 159H232L233 161H232V163H231V165L229 166V175L227 174V180H226V182L225 181H223L222 182V184L224 185V187H226V189H224V187H223V185H222V187H223V189L222 190H225V192H223L220 188V192H219V190L218 189H215L216 187V180H219V179H215L214 177H216L217 176V173H216V175L214 176L213 174L215 173V172H218V169L219 168H216L217 166H220V165H218V164H221V162H219V160H220V158L222 159L223 157H221L222 155H220L217 151H219L221 154H223L222 153V150H224V147H223V139L225 138L224 137V135H225V132H223L224 130L223 129H225V128H223V127H225L226 125H225V123L226 122H224V124L222 123V119H225L224 121H226V119L229 117V115H230V111H231V99H230V92H231V87L234 85V82L231 80V77H230V75H229V71L231 70V62H232V58H234V54L235 53H238L239 52V50H240V47L241 46H243V44H244V41H245V39H246V34L248 33V29L250 30V27L252 26V20H254V17H253V19L251 18L252 16L251 15H253L254 14V12H251L252 10L253 11H255V10H257L258 8L259 9H261L260 8V6L258 5L259 4V2H258V8L256 7L255 8V6H257L256 4L254 5V3L255 2H257L258 0H236V4H235V0H231V1H228L227 0V2L224 0H221L220 2H223L224 4L226 3L227 4V6L228 7H226V8H228L227 10H226V8H224V6H226V4L224 5L223 3H220V2H218L219 0H214L212 3H214L213 5H211L212 3H211V0H203L202 1V4H201V7H202V12L204 13V14H201L200 15V17L202 16H204V18L203 19H199V17H198V20H199V22H197V21H195V19H194V14L192 13V12H187V15H184L183 16V18H185V16H187L185 19H186V21H187V23H186V21H185V19H184V21H183V23L182 24H180V25H178L179 26V30L181 31L182 30V27L184 28H186V25H187V28H186V30H185V33H186V35H185V37H183L184 38V40H183V44H182V46H178L177 44H178V42H177V44H171V46H170V48H169V51H173V52H176V53H178V59L180 60V61H182V63L180 64L181 66H179L181 69H180V71H186V69L185 68H183V66H184V64H186L185 62H187V63H189V64H191L192 66H191V69H192V71H191V73H190V78H188V80L187 81H185V76H182L181 75V77L179 76V74L177 75V77H176V79H175V81H174V88H172V93H173V95H172V93L170 94V99H169V95H164V97L163 96H159L158 97V95L159 94H157V97H156V94H154L153 93V89H154V87H155V85L153 84V85H151V83H150V78H151V76H152V74H153V69H152V67H153V60H154V36H155V32H156V30H157V28H158V24L161 22L160 20H162L163 19V21L165 22V16H163L162 15V12H161V8L163 7V6H166V4H167V6H168V4H170V5H172L171 7V9L172 10H175L176 9V5H174V4H172L173 2H172V0H136V2L134 3ZM140 1V2H139ZM239 1L241 2V5H240V3H239ZM251 1H252V3H251ZM73 2V3H72ZM112 2V4H113V10H111V8H112V5H110V2H108L107 3V6L105 5L106 4V2H105V4H104V10H105V13H107V10H109V12H108V14H110V15H104V17L105 16H107V17H102V19L101 18H99V19H101V21L104 23V21L105 20H103V18L104 19H106V21L108 22V20H109V22H111V24L109 25L110 27H111V25L112 26H115V25H117L119 22H121L120 20H122V22H124V23H122L123 25H125L124 27H123V25H122V27H123V30H122V32H124L126 29H127V27H126V22L128 23V21L130 20L131 22H129V24H127V26L128 25H131V26H136V24H137V22L135 23V25L133 24L134 23V16H133V20L132 19H129V18H131V15H130V13H128L130 16H125L126 18H125V20H124V17H123V15H128L127 14V11L129 12L130 10H131V8L130 7H132V6H127V4L126 3H124V5L129 9H127L124 5H122V4H120V6H119V4H117L118 6H119V8L122 6V8H126V9H120V10H124V13H123V15H122V17L121 16H119L120 14H118L117 12L119 11V8L117 7V5L115 4V3H113V2H115V1H111ZM217 2V3H216ZM230 2H234L233 4L231 3L230 4ZM140 3H141V5L143 6H141L140 5ZM221 5H220V4ZM251 3V4H250ZM115 4V5H114ZM219 4V5H218ZM237 4H239V5H237ZM109 5H110V9H108V7H109ZM131 5H132V2H131ZM224 5V6H223ZM242 5H244V6H242ZM254 5V6H253ZM74 6V7H73ZM115 6V7H114ZM124 6V7H123ZM173 6H174V8H173ZM210 6H211V9L213 8V6L215 7V8H213V10H210V11H212V15L211 16H209L210 15V13H209V8H210ZM221 6V7H220ZM233 6H235V8L233 7ZM236 6H239V10H238V8L236 7ZM240 6H242V8L240 7ZM252 6V7H251ZM78 7V6H77ZM77 7H76V9L75 10H77ZM220 7V8H219ZM223 7V8H222ZM244 7V8H243ZM106 8H107V10H106ZM117 9L116 11H114L115 9ZM135 8V7H134ZM218 8V9H217ZM221 8L224 10V11H227L226 12V14L227 15H225V13H224V15H225V17H227L228 19L226 20V22H224V20L226 19H224L223 20V22L224 23H226V25L225 24H223V25H225V27H224V35H225V37L223 38V39H221V40H223V41H220L217 45H216V53L218 54L217 56H216V59L215 58H213V59H211V51H210V49H211V47H212V45H214L215 44V42L214 41H212L210 38H209V36H210V28L208 27V22H207V20L209 19L208 17H214V18H212V19H215L217 16L219 17V15L218 14H220V17L219 18H224L223 17V14L221 15V13H222V10H221ZM71 9V10H70ZM143 9H145V10H143ZM248 9V10H247ZM255 9V10H254ZM69 10V11H68ZM111 10V11H110ZM127 10V11H126ZM136 10H138V8H136ZM140 10H143L144 11V13H142L143 11H140ZM219 10H221V12L219 13ZM235 10H237V11H235ZM241 10V11H240ZM133 11V13H131V14H133L134 15V11L135 10H132ZM132 11H130V12H132ZM216 11H218V14L216 15V17L214 16V12ZM223 11V12H224ZM244 11V12H243ZM75 13H76V11H74ZM137 12H135V14L137 13ZM216 12H215V14H216ZM104 13V12H103ZM126 13V14H125ZM144 14V15H143ZM137 15H136V17H137ZM139 15H141V16H139ZM243 15V16H242ZM239 16V17H238ZM242 16V17H241ZM254 16V15H253ZM69 17V18H68ZM82 17V16H81ZM201 17V18H202ZM217 17V18H218ZM122 18V19H121ZM218 18V19H219ZM238 18H239V20H238ZM67 19H72V22L70 21V20H68L67 21ZM179 19L181 20V18L179 17ZM207 19V20H206ZM239 21V24H238V21ZM74 20V21H73ZM82 20V21H81ZM112 20V21H111ZM201 20V21H200ZM210 21H213V20H211V19H209ZM221 21H218L217 22V24L219 23L220 25L223 23L222 22V19H220ZM263 20H264V18H263ZM91 21V20H90ZM99 21L100 20H98V23H99ZM100 21V22H101ZM135 21H137L136 19H135ZM215 21V25L216 26H218L217 24H216V21H217V19L216 20H214ZM65 22V23H66ZM74 22V23H73ZM79 22V23H78ZM88 22H89V20H88ZM197 24H196V23ZM131 23V24H130ZM210 23V22H209ZM254 23V22H253ZM79 24V25H78ZM100 24V23H99ZM99 24H98V26H99ZM102 24V23H101ZM100 24V25H101ZM168 24V23H167ZM185 24V25H184ZM213 24V23H212ZM239 26H238V25ZM87 25V26H86ZM182 25H184V26H182ZM210 25V24H209ZM236 25V26H235ZM263 25H264V21H263V23H262V27H263ZM75 26V25H74ZM76 26V27H77ZM98 26H97V28H98ZM102 26H103V24L101 25V26H99L101 29H103L102 28ZM85 27H86V29H87V31L89 32V34L87 33V31H86V33H85V31L84 30H86L85 29ZM104 27V26H103ZM180 27H181V29H180ZM74 28V27H73ZM99 28V29H100ZM126 28V29H125ZM140 29V31H139V29ZM172 26L170 27V24L169 25H166V28H165V33H167V31H168V29H170V30H172ZM178 28V27H177ZM184 28V29H185ZM218 28H219V26H218ZM245 28V29H244ZM248 28V29H247ZM66 29V28H65ZM100 29V30H101ZM113 29V28H112ZM221 29V28H220ZM71 30H73L72 28H71ZM83 30V31H82ZM104 30V29H103ZM178 30V29H177ZM99 31V30H98ZM127 31H128V29H127ZM195 32V34L193 33V32ZM243 31V32H242ZM263 31H264V27H263ZM65 32V33H66ZM101 32H102V34H101ZM140 32V33H139ZM218 32H222L221 30H219L218 29ZM236 33V34H238L239 35V37H238V35H236L235 34V36H234V33ZM69 32H68V34H70ZM100 35L97 33L96 34V38L98 39L99 37L101 38V40L103 41V44H105L106 45V47H107V51L106 52H109V53H107L108 55L110 54V51H111V46H112V44L109 42V41H107V40H109V39H107V37H106V39L104 38L106 35L103 33V31L101 30L100 32ZM138 33H139V35H138ZM84 34H86V36L84 37ZM126 34L129 36V33H127L126 32ZM65 35H67V33L65 34ZM89 35V36H88ZM260 35V34H259ZM60 36V37H61ZM69 35H67L66 37H68ZM80 36H82L81 38L83 39V40H85L84 41V43H83V40L81 41L80 40ZM104 36V37H103ZM238 37V39H237V41L238 42H236L234 39V37ZM245 36V37H244ZM84 37V38H83ZM140 37V38H139ZM243 37V38H242ZM131 37H129V39H130ZM137 38V39H136ZM75 39V40H74ZM192 39H194L195 40V42H197V44L198 45H196V47H197V49H195L194 50V47H192V45H191V42L193 41ZM72 41V42H70V41ZM76 40H80L82 43H83V45L81 46L80 44H78V45H80L81 46V48L78 46L77 47V44L76 43H79L78 41L76 42ZM99 40V39H98ZM98 40H96V46H97V41ZM135 40H136V42H135ZM134 41V42H133ZM177 41V40H176ZM74 42V43H73ZM76 42V43H75ZM105 42V43H104ZM236 42V48L234 47V44L233 43H235ZM81 43V44H82ZM101 43V45L100 46H97V48L99 47H101V46H103L102 45V42H100ZM129 43V44H130ZM133 43V44H132ZM63 44L65 45V46H63ZM121 44V45H120ZM96 46H95V48H96ZM64 49H63V48ZM65 47H66V49L68 48L69 49V53L71 52V56L70 57H72V58H70L69 59V61L67 62V61H65V60H67V59H65V58H69V56H67L69 53L67 52V51H65ZM192 47V48H191ZM195 47V48H196ZM80 48V49H79ZM62 49V50H61ZM85 49V50H84ZM116 49V50H117ZM136 49H137V51H136ZM193 49V50H192ZM72 50V51H71ZM81 50V51H80ZM132 50H130L129 52H131ZM61 51V52H60ZM66 52V56H65V60H63V61H61V59H63L62 57H64V55L62 54V52ZM80 51V53H78ZM88 51V50H87ZM87 51L85 52V54H83L82 53V55H84L83 57H85V55H86V53H87ZM96 52H94V53H97L98 52V49H96L95 50ZM137 52V53H135L134 54V52ZM153 51V52H152ZM64 52V53H65ZM73 52V53H72ZM77 52V53H76ZM74 54H79V55H74ZM117 54V55H116ZM95 55V54H94ZM137 55V56H136ZM179 55H180V57H179ZM74 56H77V57H75L74 58ZM124 56V55H123ZM214 56V55H213ZM152 57H153V60H152ZM95 58V57H94ZM97 58V57H96ZM60 59V60H59ZM73 59V60H72ZM208 59L211 61L210 62V68L209 69H211L212 68V70H213V67H214V64H215V61L216 60H218V62L217 63H219V68H218V72L216 73V75L214 74V72L212 71V70H207V72H206V70H203V66H204V63H209V61H208ZM215 59V60H214ZM96 60V59H95ZM135 60V61H134ZM188 60V61H187ZM79 62V64H80V68H79V65H78V62ZM128 61V62H127ZM62 62V63H61ZM70 62H72V63H70ZM183 62H184V64H183ZM77 63V64H76ZM90 63V62H89ZM129 63V64H128ZM63 66H62V65ZM131 64H133L132 66H131ZM183 64V65H182ZM81 65H83V68H82V70L84 69V67H85V70H86V72L84 73V71H82L81 70ZM120 65V66H119ZM118 66V67H117ZM130 66V67H129ZM62 67V68H61ZM116 67H117V69H116ZM68 68V69H67ZM77 68H79L80 69V71L81 72H83L84 73V76L86 77V81L84 80V78L85 77H83L82 75L83 74H81L80 72H79V70H77ZM90 68V69H89ZM94 68H92V70L94 69ZM119 68V69H118ZM70 70V71H69ZM76 70V71H75ZM116 71V72H115ZM128 71V72H127ZM70 72H71V74H70ZM78 72V73H77ZM93 72H95L94 70H93ZM97 72V71H96ZM95 72V73H96ZM91 73V74H90ZM75 74V77H73L72 75H74ZM81 74V75H80ZM122 76H121V75ZM215 75V76H214ZM80 76V77H79ZM81 77H82V79H83V81H82V79H81ZM91 77H93V74H92V76ZM180 77V78H179ZM214 77H216V78H214ZM80 78V79H79ZM213 78L214 79H216L217 81H216V91L214 92V95H213V98H211V91H212V82L214 81L213 80ZM79 79V81L81 80V82H85V83H87V88L86 87H84L86 84L84 83H81V85L83 84V88H82V86H80L81 87V89H84L82 92H85V89H87V91L85 92V93H82L83 94V96H86L85 94L87 93L88 95L86 96L87 97V99H86V97H85V99H84V101H82V100H80L81 99V94L80 95H78V94H76V93H79V92H81V89H80V91H79V89L78 88H76V90H75V88H74V86H76V87H79L76 83H77V80ZM92 79V80H91ZM190 80V81H189ZM210 80V81H209ZM76 81V82H75ZM78 81V82H79ZM187 84L186 85V87H185V84H184V82ZM189 81V82H188ZM207 81V82H206ZM89 82V83H88ZM205 82V85L203 84ZM209 82V83H208ZM183 83V84H182ZM79 84V83H78ZM96 84H97V86H96ZM149 85V86H148ZM184 85V86H183ZM151 86V87H150ZM52 87V86H51ZM53 87H54V85H53ZM65 87V88H64ZM99 88H100V86H99ZM177 88V89H176ZM185 88V89H184ZM49 89V90H48ZM75 91H74V90ZM78 89V90H77ZM175 89V90H174ZM45 90V89H44ZM56 90V91H55ZM96 90L97 91H99V93H97L96 92ZM185 90H186V92H185ZM45 91V92H46ZM72 91H74L73 93H70V92H72ZM77 91H79V92H77ZM108 91V92H109ZM182 91V92H181ZM44 92V91H43ZM49 92V93H48ZM55 92H57L56 94H55ZM96 92V93H95ZM109 92V93H110ZM146 92V93H145ZM184 92H185V94H184ZM106 93V94H105ZM112 93V92H111ZM153 93V94H152ZM156 93V92H155ZM94 94V96L96 97L95 99H97V98H99L98 100H102L101 102H100V104L99 105H97V106H100L101 104V106L102 107H104V103H102V102H105V106L106 107H104L103 109H99L100 107H93V113H95V111H96V108L97 109H99V110H97L98 112H100V113H102L101 111H103V113L101 114V115H99V116H102V117H100V119L98 118V116H96V115H94L93 113L91 114V115H93V117L92 116H90L89 117V114H90V112H83L81 109L83 108V107H81V109H80V107L79 106H84V108H85V110L86 111H88L90 108H88L89 106H92L91 104H93V102H91V100H92V98H90V97H92L91 95H93ZM104 96L103 98H105L104 100L101 98L102 96ZM176 94V95H175ZM45 95V94H44ZM47 95V96H48ZM56 95H57V98H56ZM73 97H72V96ZM46 96V95H45ZM45 96H43V99L45 98ZM46 96V97H47ZM59 96V97H58ZM82 96V98H84ZM49 97V96H48ZM51 97V96H50ZM66 97H68V98H66ZM70 97H72V98H70ZM157 99H156V98ZM163 97V98H162ZM166 97V98H165ZM207 97V98H206ZM61 98V99H60ZM90 98V99H89ZM107 98V99H106ZM108 98H109V100H108ZM150 98V99H149ZM162 98V100H160ZM186 98V99H185ZM204 98V99H203ZM66 99H67V101L69 102V104H68V102L66 101ZM71 101V99H74V101H77V100H79V101H77L78 103L77 104H79V103H81L82 104V102L84 103V104H79L78 105V110H76V111H78L77 112V114L78 113H80V111L79 110H81L83 113H81V114H83V115H80L81 116V118H79L80 116H76V118H74V115H73V112H74V107L75 106H77V105H75V103H74V107H73V105L71 104V102L69 101V100ZM165 99H168L170 102V104L168 105H163L164 104V102L165 101H168V100H165ZM185 99V100H184ZM45 101H46V98L44 99ZM43 100V101H44ZM56 100V101H55ZM86 100V101H85ZM98 100H96V103L98 102ZM158 100V101H157ZM209 100V101H208ZM44 101V102H45ZM73 101V100H72ZM73 101V102H74ZM93 101V100H92ZM107 101H109L108 102V104H107ZM164 101V102H163ZM184 101V102H183ZM43 102V103H44ZM50 102H48V104L50 105V107H52L51 106V104H50ZM56 102V103H55ZM60 102V103H59ZM62 102V103H61ZM91 102V103H90ZM158 104H157V103ZM159 102H161V103H163L162 105L164 106V107H162L161 106V109H160V105H159ZM209 102V103H208ZM94 103H95V101H94ZM95 103V104H96ZM185 103V104H184ZM214 103V104H213ZM45 104V103H44ZM43 104V107H44V109H45V111H46V106L48 107L49 105H44ZM46 104H47V101H46ZM54 104H55V107H54ZM68 106H67V105ZM86 104L88 105V104H90L89 106H86ZM110 104V105H109ZM148 104L151 106H148ZM182 104V105H181ZM201 104V105H200ZM60 105H62V107H63V113H62V111H61V115H60V110H61V106ZM94 105V104H93ZM109 105V106H108ZM198 105H200V106H198ZM59 108H58V107ZM69 106H71V107H69ZM147 106V107H146ZM158 106V107H157ZM170 106V107H169ZM182 106H184V107H182ZM43 107H41L42 109H40L41 110V112L43 111ZM57 107V108H56ZM153 107V108H152ZM49 108V107H48ZM70 108V109H69ZM72 108V109H71ZM76 108V107H75ZM152 108V109H151ZM163 108H167V109H163ZM56 109H57V111H56ZM60 109V110H59ZM74 109V110H73ZM77 109V108H76ZM109 109V110H108ZM143 109V110H142ZM169 109V110H168ZM201 109V110H200ZM40 110H39V112H40ZM48 110V109H47ZM71 110V111H70ZM95 110V111H94ZM158 110V111H157ZM161 110V111H160ZM164 110V111H163ZM76 111H75V113H76ZM89 111H91V109L89 110ZM146 111V112H145ZM38 112V113H39ZM44 112V111H43ZM56 112V113H55ZM97 112V113H98ZM159 112V113H158ZM203 113V115H202V122H201V126H202V129H203V131H200L199 130V132L197 131V130H195V127H194V125H195V121H198L197 120V114L198 113ZM45 113V112H44ZM44 113L42 114V117H41V113H40V119L41 118H43L44 117ZM68 113H69V115H68ZM165 113H166V115H165ZM183 113V114H182ZM64 114V115H63ZM71 114V115H70ZM77 114H75V115H77ZM96 114V113H95ZM99 114V113H98ZM162 114V115H161ZM67 115H68V118H71V119H67ZM104 115V116H103ZM150 115V116H149ZM175 115V116H174ZM49 116V117H48ZM164 116V117H163ZM228 116V117H227ZM63 117V118H62ZM78 117V118H77ZM47 118H49L50 119V122L48 121V123L46 124V122H47V120H49V119H47ZM55 118V119H54ZM89 118H90V120H89ZM147 118V119H146ZM151 118H153V119H151ZM165 118H166V120H165ZM182 118V119H181ZM196 118V119H195ZM39 119V118H38ZM59 119V120H58ZM177 119H180V120H177ZM195 119V120H194ZM147 120V121H146ZM158 120V121H157ZM160 120V121H159ZM183 120V121H182ZM63 121V122H62ZM100 121H104V122H106V126H105V128H106V130H105V128H103V130H105L104 132L106 133V131L107 132H110L111 134H110V136H112L113 134V137L112 138H110L109 137V135H106V134H109V133H106V134H104V132H103V134H101L100 135V130H101V125H102V122H100ZM143 121V122H142ZM150 121V124L149 125H152V126H154V128L153 127H151V126H149V125H147L148 127L147 128H145L144 127V125H146V123L147 122H149ZM157 121V122H156ZM179 121V122H178ZM53 122V123H52ZM59 122V123H58ZM104 122H103V124H104ZM109 122V123H108ZM141 122H142V126L146 129H144L143 128V130L141 131L140 129H142V127H141ZM161 122H162V125L161 126H158V125H160L161 124ZM163 122L165 123V124H163ZM176 122V123H175ZM100 123V124H99ZM143 123H145L144 125H143ZM184 123V124H183ZM197 123V122H196ZM148 124V123H147ZM154 124V125H153ZM157 126H156V125ZM173 124V125H172ZM178 124H180L179 125V127H178ZM204 124V125H203ZM222 124H223V126H222ZM47 125H49L48 126V129L46 128L47 127ZM89 125V129L88 130H90L91 131V128L92 129H99V132L97 131V130H95L96 132H93V130L91 131V132H88V130H86L85 132L83 131V128L84 127H87V126ZM105 125V124H104ZM108 125V126H107ZM166 125V126H165ZM176 125H177V127H176ZM225 125V126H224ZM56 126V127H55ZM111 126V127H110ZM52 127V128H51ZM79 127V128H78ZM96 127H98V128H96ZM140 127V128H139ZM53 128H55V130H52ZM88 128V127H87ZM112 128L114 129L113 131H112ZM149 128V129H148ZM205 128V129H204ZM73 129V130H72ZM109 129L113 132H111V131H109ZM148 129V130H147ZM154 129V130H153ZM48 130H49V133H50V135L49 136H47V133H48ZM52 130V131H51ZM78 130H79V133H78ZM179 130V131H178ZM193 130H195V131H197L198 132V135H199V133L200 132H202V134L203 135H201V136H203L204 138H200V140L201 139H203V140H201V142H202V144H203V147L201 146L200 147V145H201V142H199L198 140H197V143L199 144L200 143V145L198 146V144H197V148H201L200 149V153H201V155L199 154V149L198 150H196L197 152H198V154L200 155V157L199 156H197V158H198V160H197V166H196V168H195V170H194V172L192 173V176L190 177V178H188L187 179V181L188 182H186V187L181 191V193H180V191L178 192V191H176V189H179L178 187H179V182L180 181H182V178L185 176V172H186V170H185V168H186V164H187V157L189 156V152H190V144H191V141H190V137H194L195 138V136H197L195 133H193L194 131ZM44 131V132H43ZM72 131V132H71ZM81 131V132H80ZM102 131V130H101ZM116 131V132H115ZM150 131V132H149ZM161 131V130H160ZM166 131V132H165ZM193 131V132H192ZM82 132L83 133H89V136H91V135H93L92 137H94V134L96 135V134H99V135H96L97 136V138H96V136L94 137L95 138V141H96V143L98 144V146H97V144L95 143V141H93L94 140V138H93V140L91 139L92 137H90V139H89V137H88V139L87 140H91V141H93V143L92 144H95L94 146H96V147H94L91 143H89L90 145H91V149H90V146H88L89 144H85L84 145V149L82 150V147H80V143L82 142V143H88V142H86V140H85V136H88L87 134H82ZM145 132H147V133H145ZM223 132V133H222ZM90 133H92V134H90ZM94 133V134H93ZM102 133V132H101ZM143 133H145V134H143ZM150 133V134H149ZM160 133V132H159ZM192 133H193V135H192ZM206 133V134H205ZM62 134V135H63ZM149 134V135H148ZM166 134V135H165ZM172 134V135H171ZM189 134H191V135H189ZM38 135V134H37ZM74 136L73 138H74V140H73V138H72V136ZM102 135H103V137H102ZM105 135V136H104ZM145 135V136H144ZM171 135V136H170ZM53 136V135H52ZM82 136L84 137V140L85 141H83L82 140ZM100 136L102 137V139H98V138H100ZM44 137H45V139H46V137H47V139L49 138V140L47 141V145H46V141L45 142H43L44 141ZM79 137V138H78ZM144 137H146V138H144ZM151 137H153V138H151ZM165 137H166V139H165ZM170 137V138H169ZM189 137V138H188ZM200 137V136H199ZM151 138V139H150ZM71 139V140H70ZM81 139V142H79L78 140H80ZM108 139H109V141H108ZM152 139H153V141H152ZM164 141H163V140ZM188 139V140H187ZM111 140V141H110ZM144 140V141H143ZM148 140V141H147ZM151 142H150V141ZM193 140V139H192ZM77 141H78V143H77ZM102 141V142H101ZM190 141V142H189ZM40 142V143H39ZM43 142V143H42ZM71 144H70V143ZM155 142H156V140H155ZM221 143V148L223 147V149H221L219 146L220 145H218V143ZM61 143H62V146H61ZM82 143H81V146H82ZM102 143V144H101ZM148 143V144H147ZM160 143V144H159ZM190 143V144H189ZM219 143V144H220ZM45 144V145H44ZM73 144V145H72ZM99 144L101 145V146H99ZM104 144H106V145H104ZM77 145H79V147L77 146ZM102 145H104V147L106 146V148L107 149H105V151L106 152H102V149L104 148V147H102ZM154 145H155V143H154ZM153 145V143H152V146H154ZM44 146H46V149L44 148ZM85 146L88 148L89 147V149L90 150H88L87 148L85 149ZM40 147H41V149H40ZM76 147V148H75ZM93 147V148H92ZM99 147H101V148H99ZM237 147V146H236ZM238 147L241 149V151H242V148H243V143H241L240 145L238 144ZM238 147H237V151H236V153L238 154V153H240L241 151H240V149H238ZM45 150V151H43V149ZM95 148H99L100 150H96ZM153 148V147H152ZM152 148H150V150L152 149ZM165 150H164V149ZM39 149V150H38ZM62 149H60L61 151H60V155H58V157L60 158V156L62 157V155L64 154L63 152H62ZM78 149V150H77ZM93 149V150H92ZM170 149V150H169ZM220 149H221V151H220ZM41 150V151H40ZM88 150V151H87ZM92 150V151H91ZM94 150H96V151H94ZM104 150V149H103ZM236 150V149H235ZM244 150V149H243ZM90 151V152H89ZM97 151L99 152V153H97ZM166 151V152H165ZM169 151V152H168ZM195 151V152H196ZM42 152H44V153H42ZM61 152L63 153L62 155H61ZM79 152V153H78ZM147 152V151H146ZM224 152V151H223ZM244 152V151H243ZM243 152H241V153H243ZM98 154V157L96 156L97 154ZM101 153V154H100ZM139 153V154H138ZM142 153H144L143 154V158H142V156H141V154ZM158 153V154H157ZM188 153V154H187ZM240 153V154H241ZM73 154V153H72ZM93 154L96 156L95 158H94V156H93ZM167 154V155H166ZM187 154V155H186ZM197 154V153H196ZM195 154V155H196ZM71 155V156H70ZM100 155V156H99ZM156 155V156H155ZM160 155V156H159ZM164 155V156H163ZM63 156H65V154L63 155ZM88 156H87V158H88ZM144 156H145V158H144ZM158 156V157H157ZM162 156V157H161ZM168 156V157H167ZM185 156V157H184ZM238 156H240V155H238ZM147 157V158H146ZM219 159H217V158ZM220 157V158H219ZM64 158V159H65ZM86 157L85 158H83L85 161H86V163H87V161H88V159H87ZM91 158H92V160H91ZM142 159V160H139V159ZM158 158H159V161H158ZM162 158V159H161ZM217 159V160H214V162L216 161V162H219V163H215L214 164V162H213V160L212 159ZM238 158V159H237ZM144 159V160H143ZM165 159V160H164ZM201 159V162L199 161ZM75 160H74V162H75ZM104 160V161H103ZM109 162V163H107V161ZM157 160V161H156ZM163 160V161H162ZM183 160V161H182ZM223 160V159H222ZM76 161V162H77ZM83 160H81V162H82ZM105 161H106V163H107V165L108 166H103L104 165V163H105ZM94 162H98V163H95L96 164V166H95V164H93ZM102 162H104V163H102ZM212 162H213V165H214V167H215V165H216V169H217V171H216V169H214V168H212ZM238 162V163H237ZM185 163V164H184ZM237 163V164H236ZM91 164H92V166H94V167H92L91 166ZM98 164V165H97ZM100 164H103V165H101L100 166ZM167 164V165H166ZM211 164V165H210ZM106 165V164H105ZM156 166H158V167H156ZM181 166V167H180ZM232 166H234V167H232ZM239 166V167H238ZM91 167V168H90ZM103 167V168H102ZM104 167H106L107 169H109V174H106L107 172L104 170L105 168ZM153 167V168H152ZM162 167V168H161ZM94 168V169H93ZM183 168V169H182ZM91 169H93V171H91ZM106 169V170H107ZM134 170H136V168L134 169ZM181 170V171H180ZM184 170H185V172H184ZM214 170H215V172H214ZM242 170V171H241ZM104 171L106 172L105 174H106V179H107V176L109 175V177H108V179L109 180H107V181H105V180H103V182H100L101 181V176L103 175V173H104ZM108 171V170H107ZM168 171V172H167ZM212 172H214V173H212ZM240 173V174H239ZM242 173V174H241ZM48 174H50L51 176V179H50V182L51 181H56V182H59L58 181V179L60 180V181H62L61 179H60V177L59 178H54V175L52 174V171L50 170V171H48ZM166 174V175H165ZM238 174H239V176H238ZM184 175V176H183ZM92 178H94L93 180L94 181H99V182H97V184L98 183H103V184H99L98 186H95L96 185V182H94L93 183V181L91 182L90 181V183L92 184H90L89 182H88V180L89 179H92ZM160 176V177H159ZM180 176V177H179ZM245 176V177H244ZM163 177V178H162ZM179 177V178H178ZM61 178H64V177H61ZM70 178H72V176L71 177H68V178H66V183H67V181L70 179ZM89 178V179H88ZM100 178V179H99ZM162 178V179H161ZM73 180H71L70 179V181H68V182H72L71 183V185L73 184V182H74V177L72 178ZM128 179V178H127ZM164 179V180H163ZM177 179V180H176ZM210 179V180H209ZM65 180V179H64ZM63 180V181H64ZM163 180V181H162ZM223 180H225V179H223ZM229 180V181H228ZM62 181V182H63ZM231 181V182H230ZM65 182V181H64ZM106 182V183H105ZM164 182V183H163ZM217 182H219V181H217ZM243 182V181H242ZM60 183V182H59ZM58 183V184H59ZM70 183H68V184H66V185H68V187L67 188H69V189H67L66 191H68L67 193H69L70 192V189L72 188V186H70ZM88 183L90 184V186L91 187H88ZM121 183V184H120ZM162 183V184H161ZM204 183V184H203ZM57 184V183H56ZM62 183H60L59 185H61ZM158 184V185H157ZM165 184V185H164ZM178 184V185H177ZM219 184V183H218ZM239 184V185H238ZM84 185V184H83ZM156 185H157V187H156ZM213 185V186H212ZM58 186V185H57ZM70 186V187H69ZM100 186V187H99ZM164 186V187H163ZM178 186V187H177ZM201 186V187H200ZM203 186V187H202ZM205 186V187H204ZM85 187V188H84ZM86 187H87V189H86ZM156 187V188H155ZM158 187H159V189H158ZM163 187V188H162ZM215 187V188H214ZM239 188V190H237L238 188ZM59 188H60V186H59ZM161 188V189H160ZM210 188V189H209ZM230 188V189H229ZM58 189V188H57ZM151 189H154V194L151 192V191H153V190H151ZM163 189V190H162ZM188 189V190H187ZM208 189V190H207ZM214 189L216 190V191H218L219 192V194H218V192L216 193V191H214ZM60 191H61V195H60V197L58 198V199H62V198H64L65 197V194H64V190H62V189H59ZM58 190V192H57V194H58V196H59V191ZM72 190V189H71ZM100 190V191H99ZM228 190H230L229 192H227ZM188 191H189V193H188ZM232 191H234V193H235V195L233 196L232 195ZM62 192H63V196H62ZM72 192V191H71ZM70 192V193H71ZM98 192H97V194H98ZM153 194V196L152 195H149V194H151V193ZM179 194H178V193ZM212 192H213V194H212ZM231 192V193H230ZM147 193V192H146ZM156 193H157V195H156ZM162 193V194H161ZM184 193V194H183ZM215 193L217 194V197L219 196V198H220V196H221V198H222V200H223V202L221 203L220 202V200H219V198L218 199H216V198H214L215 197ZM231 194V196H230V194ZM43 194H44V192H43ZM103 194V195H102ZM175 194V195H174ZM221 194V195H220ZM39 195V194H38ZM45 195H46V193L44 194V195H42L41 196V200L43 201L44 199L43 198H45ZM68 195V194H67ZM71 195H72V193H71ZM230 197H229V196ZM44 196V197H43ZM57 196V195H56ZM57 196V197H58ZM69 196V195H68ZM101 196V197H100ZM103 196V197H102ZM175 196V197H174ZM178 196V197H177ZM207 196H209V197H207ZM214 196V197H213ZM43 197V198H42ZM70 197V196H69ZM158 197H159V199H158ZM31 198H36L37 199V197H36V193L32 196L31 195ZM226 198V199H225ZM121 199V198H120ZM182 201H181V200ZM210 199V200H209ZM39 200H40V197H39ZM100 200V199H99ZM180 200V201H179ZM204 200H206V201H204ZM217 200H219V201H217ZM221 200V201H222ZM103 201V200H102ZM101 201V202H102ZM159 201V202H158ZM41 202V201H40ZM145 202V201H144ZM145 202V203H146ZM216 202H220L219 204L218 203H216ZM233 202V203H234ZM149 203V204H148ZM238 203V202H237ZM176 204V205H175ZM232 204V203H231ZM231 204H230V206H231ZM238 204H240V202L238 203ZM213 205H214V207H213ZM217 205V206H216ZM223 205V207H221ZM226 205V204H225ZM39 206V205H38ZM178 206V207H177ZM236 206H239V205H235V207ZM115 207H116V209H115ZM211 207V208H210ZM36 210L38 209L39 210V208L37 207H34ZM40 208H41V205H40ZM33 209V208H32ZM35 209H33V210H31L32 211V214L34 215V214H37L36 212H35ZM43 208H41V210H42ZM46 209V208H45ZM103 209V211H99V210H102ZM180 209V210H179ZM41 210H39L40 212L37 214V215H39L40 213H41ZM82 210V209H81ZM33 211L35 212V213H33ZM178 211V212H177ZM207 211V212H206ZM222 210H220V212H221ZM149 212V213H148ZM181 212V213H180ZM219 212V211H218ZM45 213V212H44ZM44 213H43V215L42 214H40V216H43V218H44V216H46V213H45V215H44ZM80 214L82 213V212H79ZM84 213V212H83ZM86 213H88V212H86ZM103 213V214H102ZM151 213V214H152ZM222 213V212H221ZM31 214V213H30ZM30 214L28 215V216H30ZM122 213H120L119 214V216H122L121 215ZM33 215H32V218H35L36 217V223H35V219L34 220H32L33 221V223H32V227L31 228H33V229H31L32 230V232L34 231V227L36 226L35 224H37V227H38V223H39V221H38V219H37V215H34V217H33ZM85 215V214H84ZM183 216V218H182V216ZM210 217H209V216ZM40 216H38V218L40 217ZM47 217L49 218V216L47 215ZM84 217H86V216H84ZM176 217V218H175ZM181 217V218H180ZM206 217V218H205ZM24 218V216L23 217H21V219H22V221L24 220V222H26V219H29V218H26V219H23ZM31 217H30V219L29 220H27V222L29 221L30 222V220L32 219ZM46 218V217H45ZM44 218V219H45ZM48 218H46L48 221H49V219ZM142 218V219H143ZM209 218H211V220L209 221H207L206 219H209ZM141 219V220H142ZM170 219H171V221H170ZM46 220V221H47ZM54 220V219H53ZM53 220L51 221V223L50 224H52V222H53ZM118 220H116V221H118ZM203 220V221H202ZM21 221V220H20ZM31 221V222H32ZM37 221H38V223H37ZM45 221V222H46ZM143 221V220H142ZM143 221V224H145V225H147V226H145L146 227V229H147V231L145 230V232H147L148 233V228L147 227H149L148 226V224H146L145 222ZM183 221V222H182ZM206 221L209 223H211L212 224V228L210 227V226H208L209 224L207 223V225H206ZM115 222V221H114ZM113 222V223H114ZM124 222V221H123ZM174 222V223H173ZM179 222V223H178ZM183 224H182V223ZM204 222V223H203ZM35 223V224H34ZM99 223H101V224H99ZM27 224V223H26ZM28 224H31V223H28ZM34 224V225H33ZM115 224V223H114ZM141 224V225H140ZM139 224V227L136 225H132V226H135V228H139V230L140 231H143V230H141V229H144L145 227H143V228H141V226L143 225L142 224V222ZM173 224H175V225H173ZM201 224V225H200ZM86 225V224H85ZM98 225H100V227L98 226ZM110 225H112L111 227H110ZM178 225H179V227H178ZM183 225V226H182ZM30 227V225H25V229H26V227ZM125 225L124 224H122V227H124ZM174 226V227H173ZM178 228H177V227ZM181 226H182V231H181ZM185 226V227H184ZM214 226V227H213ZM28 227V228H29ZM37 227H35L36 229H39V228H37ZM196 227H198V228H196ZM202 227V228H201ZM100 228V229H99ZM132 228L134 229V231H135V228L134 227H130V228H128L127 230H126V233H124V238H129L130 237V235H129V237H126V236H128L127 235V233L129 234L131 231H130V229L132 230ZM151 228V227H150ZM149 228V229H150ZM210 228V229H209ZM35 229V231H37ZM96 229V230H97ZM179 229V230H178ZM211 229H213L214 231H211ZM30 230V228H29V231H31ZM84 230V229H83ZM138 230V231H139ZM178 230V231H177ZM209 230H210V232H209ZM232 230V231H231ZM34 231V232H35ZM113 231V230H112ZM127 231H129V232H127ZM133 231V230H132ZM133 231V232H134ZM198 231V232H197ZM202 231V232H201ZM32 232H30L31 234H32ZM131 233V234H133V235H135V237L137 236V237H139L140 236V234H143V232L141 233V232H138L139 233V235L136 233V232H134V233ZM155 232V233H154ZM176 232H174V233H176ZM52 233V232H51ZM196 233V234H195ZM203 234V236H202V234ZM211 233V237H210V239H209V237H208V234H210ZM221 233V232H220ZM35 234V233H34ZM100 234V235H99ZM108 234V235H107ZM126 234V235H125ZM161 234V235H160ZM184 234V235H183ZM85 235V234H84ZM196 235V236H195ZM32 236H34L33 234H32ZM31 235H30V237H32ZM53 236V235H52ZM106 236H108L107 238H109L108 240L106 239ZM110 236H111V233H110ZM142 236V235H141ZM157 236V237H156ZM169 236V237H168ZM85 237V236H84ZM133 237V239H135L134 238V236H132ZM223 237H225V238H223ZM35 238V236L33 237V238H31L29 241H28V243H30V245L28 244V243H26V244H28L29 245V247H31V243L33 242L32 241V239H34ZM40 238H43L42 240L44 241L46 238H44V237H39V239H37V240H41ZM191 238V239H190ZM36 239V238H35ZM85 239V238H84ZM129 239H131V237L129 238ZM133 239H131V240H133ZM137 239V238H136ZM139 239V238H138ZM201 239V240H200ZM207 239H209V241L207 240ZM223 239H225V241L227 242H225L224 241V243H222L223 242ZM37 240H34V242H36V243H34V244H36L37 245V247L36 246H33V250L31 251V250H29V248H28V250L31 252H27V247H28V245H25L26 246V248H24L25 250H26V254H31V255H33V253L32 252H34V250H35V252H36V250H38L39 248H40V245L39 244H41V241H40V243H38L37 244V242H39V241H37ZM93 240H94V242L95 241H97L96 243H94L93 242ZM139 240H141V239H139ZM138 240V241H139ZM188 240V241H187ZM198 240V241H197ZM207 240V244H209V248L207 247L206 249H208V252H207V250H206V252H205V254L206 253H208L207 255H206V258H205V256L203 255V253H204V251H205V248H204V246L206 245L205 244V241ZM229 240V241H228ZM42 241V242H43ZM137 241V240H136ZM156 241V242H155ZM214 241V245H215V248H214V246L213 245H210L211 244V242H213ZM222 241V242H221ZM198 242V243H197ZM209 242V243H208ZM220 242H221V244H220ZM155 243H156V245H155ZM159 243V244H158ZM161 243H163V244H161ZM197 243V244H196ZM34 244H32V245H34ZM104 244V245H103ZM108 244V243H107ZM133 244V243H132ZM224 244V246H226V247H224L223 248V250H222V245ZM220 245L222 246L221 248H220ZM39 246V247H38ZM97 246V247H96ZM193 246V247H192ZM212 246V247H211ZM37 249H36V248ZM95 247V248H94ZM108 247V246H107ZM177 247H178V250H177ZM202 247V248H201ZM35 248V249H34ZM156 248H154L153 247V249L155 250ZM175 248V247H174ZM180 248V249H179ZM190 248V249H189ZM199 248V249H198ZM17 249V248H16ZM23 249V250H24ZM99 249V250H98ZM101 249V250H100ZM108 249V248H107ZM106 249V250H107ZM135 249H136V247H134V245H131L130 246V252L131 253H134L135 252ZM153 249H151V252L152 251H154ZM160 249H159V251H160ZM201 249V250H200ZM95 250H97V251H99V252H97L96 251V253L98 254H96L95 253ZM178 252H177V251ZM221 250H222V252H221ZM15 251V250H14ZM21 252H23V251H18V250H16V253L15 254H17L16 255V257L17 258H15V256H14V253L13 252H10V254H8V255H6V257H7V260L6 261H2V259H4V258H6V257H4L3 256V258L1 259V261H0V264H12V262L14 263V264H29V262L30 261H27V259H29L28 258V255L25 257V262H24V259L23 258H21L22 256H21ZM34 252V253H35ZM91 253V249H90V251H88L87 252V254H85V255H90V253ZM101 252V254H103V255H101V254H99ZM158 251H154V253H157ZM177 252V253H176ZM200 252H203V253H201L203 256V259L205 258V260H202L201 259V257L199 258V254H200ZM216 252V254H214ZM11 253H13L12 254V256H11ZM23 253H25V252H23ZM213 253V254H212ZM19 254V255H18ZM105 254H106V252H105ZM10 255V256H9ZM23 255V254H22ZM25 255V254H24ZM84 255V256H85ZM192 255V256H191ZM214 255V256H213ZM218 255L220 256L219 257V260H218ZM13 256H14V258H15V260H14V258H13ZM88 256H86L85 258H87ZM97 258H96V257ZM102 256V258H100ZM190 256V257H189ZM212 256V257H211ZM10 257V258H9ZM24 257V256H23ZM104 257V258H105ZM27 258V259H26ZM84 258V259H85ZM93 258H95V259H93ZM191 258H193V259H191ZM199 258V259H198ZM8 259H10V260H8ZM11 259H12V262H11ZM83 259V260H84ZM197 259H198V261H199V263H198V261H197ZM105 260V259H104ZM191 260V261H190ZM214 260V261H215ZM10 263H9V262ZM33 262H35V260H32ZM39 261H40V259H39ZM102 261V262H101ZM183 261V262H182ZM206 261V262H205ZM33 262H30V264L31 263H33ZM40 262H42V261H40ZM201 262V263H200ZM213 262V261H212ZM92 263V264H93ZM214 263V262H213ZM215 263H217V262H215ZM35 264V263H34ZM37 264H39V262H38V260H37ZM41 264V263H40Z\"/></svg>","mask_w":264,"mask_h":264}]
</instances>
